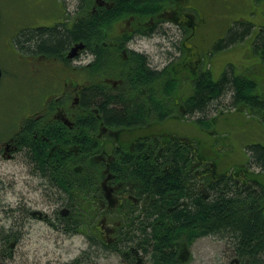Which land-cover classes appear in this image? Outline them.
Segmentation results:
<instances>
[{
  "label": "flooded vegetation",
  "instance_id": "obj_1",
  "mask_svg": "<svg viewBox=\"0 0 264 264\" xmlns=\"http://www.w3.org/2000/svg\"><path fill=\"white\" fill-rule=\"evenodd\" d=\"M49 1L62 14L58 12V18L48 23L39 18L36 23L29 21L26 32L70 29L84 16L80 7L86 0H71L70 10L64 0ZM188 1L164 0L162 12L145 21L127 14L109 24L107 19L104 40L73 39L65 51L48 52L28 46L21 53L13 43L17 35L11 39L14 63L22 64L32 97L28 103L25 100L24 114L12 118L0 114V165L13 164L10 174L0 168V204H4L0 215V264L189 262L193 245L189 243V229L180 230L177 238L166 245L151 229L155 223L166 222L161 214L186 205L188 198L198 194L207 197L208 186L215 181H208V166L203 160H192L185 120V103L189 102L193 80L204 69L203 56L189 44L204 17L195 7L191 10L200 15L189 11ZM29 2L33 4V0ZM116 2L91 0L87 12L94 18L103 13L105 18L106 10H112ZM35 13L43 15L39 10ZM174 27L179 33H173ZM156 36L164 38L160 43L166 46L162 55L159 50L156 54L137 46ZM25 37L20 39L21 44ZM78 44L83 46L75 48ZM99 47L104 49L98 51ZM98 52L107 53L105 63H98ZM135 55L144 61V70L139 73H135ZM160 56L165 58L162 62ZM166 68L164 81L160 82V73ZM173 81L174 93L161 98V92ZM97 92L122 96L125 101L117 109H126L130 104L131 112L123 121L105 115L96 96L86 99ZM32 149L35 153L45 151L44 161L52 160L55 168L65 167L71 175L67 178L75 182L69 190L59 189L61 178L49 176L39 153L36 156ZM179 149L185 153L180 183L169 192L174 205H167L164 211L156 190L160 174L154 175L152 183H146L131 163L151 160L153 168L160 172L163 165L162 171L167 173L172 165L166 157ZM22 168L26 170L25 185L31 191L39 190L43 197L42 208L31 204L37 199L17 188L15 178ZM10 191L15 200L6 202ZM78 236L84 239L83 245L75 243L76 250L64 251L67 241L74 242ZM230 264L243 263L234 258Z\"/></svg>",
  "mask_w": 264,
  "mask_h": 264
},
{
  "label": "trees",
  "instance_id": "obj_2",
  "mask_svg": "<svg viewBox=\"0 0 264 264\" xmlns=\"http://www.w3.org/2000/svg\"><path fill=\"white\" fill-rule=\"evenodd\" d=\"M255 1L260 3V0ZM262 1L264 3V0ZM90 2L86 0V4L80 7V13H83L84 16L72 28L60 30L44 28V30L40 29L43 31L32 32V34L22 29L13 43L21 53H24V49L28 48V46H32L33 49L43 48L48 52L52 50L65 51V48L73 39L85 40L86 42L94 39L97 41L104 40L106 36L104 23L107 19V24H109L110 21H113L118 16L127 14L134 15L136 19L145 21L162 12L165 6L164 0H117L112 10H106L105 19L103 18V13L96 18L93 15L90 17L91 14L87 12ZM202 2V0H189L186 3L190 6L189 11L195 15H200L199 13H201L204 17L203 24L189 41V44L195 48H192V50L201 53L203 56L202 65L204 69L193 80V89L189 95V102L185 103L187 110L185 120L189 125V144L191 143L194 151H192V160L194 161V157L197 158L196 160H203L208 166V181L211 182L214 179L215 181L214 184L208 187L209 193L207 197L198 194L188 198L186 205L181 206L172 213L161 214V217L166 222L160 225L155 223L151 229H154L156 239L158 238V241L165 243V245L172 242L173 237L177 238L180 230H190V244L198 237H215L224 241L230 247L232 254L239 258L243 264H264V185H262L263 175L260 174V171L264 170V143H248L246 145V154H241L239 161H236L233 165L230 164L227 169L219 172V168H221L219 166L220 158L216 153V146L219 147V144H216L214 140L221 142L223 146L230 145L232 148L235 140H239V136L232 138L226 132L220 133L218 129L210 128V122L216 121V116L212 115L210 111L221 106L225 99L229 97V106L236 108L238 111H244V116H257L264 123V94L257 89L258 82L256 77L246 70L243 71L244 73H237L235 71L236 65L230 62V59L225 61L222 71L217 76H214L211 66L206 67L204 63V57L210 52L213 53L211 58L213 60L212 67L216 72L213 64L216 59L222 56L217 52L224 51L231 46L234 48L238 44L241 45L240 43L243 41L249 42L252 51L260 55L264 61V22L262 21V24L256 25L245 18L235 20L223 31L220 37L209 39L207 31L204 29L206 18L202 11ZM192 7L199 9V13L194 9L191 10ZM123 9H126V11H122ZM106 29H108V26H106ZM24 35L26 37L21 44L20 39ZM103 49L104 47H99L97 50L102 51ZM229 52L231 53V51ZM227 54L228 52L224 56ZM105 55L107 57V53H97L98 63H105ZM135 63L137 65L135 73L141 72L142 69L144 70V61L141 56L135 55ZM257 69L260 73H264L263 66L257 65ZM167 70L168 68L160 73V82L164 81ZM174 83L175 81L172 82L173 85L170 87L169 84L167 85V88L161 92V98L166 97L167 94L171 96L174 93L171 89ZM101 95H103L102 98ZM92 97H95L103 111H106L105 115L107 116H113L115 119L123 121L125 114L131 112L132 108L128 103L126 109H117L125 101L122 96L109 97L97 92L88 94L86 99L89 100ZM110 105L114 108H111ZM216 110L219 113H224L222 106ZM224 117L226 122L233 120V118L240 119L237 113L235 117L230 114H226ZM118 120L116 122L120 123ZM203 126H206V129L210 130L209 132H212L211 135L214 137L210 146H207V141H202L200 135L195 134L196 132L201 134L204 131ZM191 127H194L195 131L192 132ZM218 137L221 139H218ZM32 150L36 156L39 153L42 166H45L49 176L55 175L61 178V185L56 184L59 189L61 191L65 190V192L67 189L69 190L75 182L67 178L68 176L71 177V175L65 170V167L64 169L62 166L55 168L52 165V160L44 161L46 157L45 151L39 150V152L35 153L36 149ZM184 155V150L180 149L171 151L168 154L166 159H169L172 166L167 173L162 171L165 170L163 165H160V172L153 168L150 165L151 160L145 159L132 161L134 163H131V165L135 166V171L142 176L146 183H152L154 175L160 174L156 190L159 193L164 211H166L167 205H174L173 198H171L169 192L171 189L178 187L180 183L179 171L181 169L180 164L182 165L184 162ZM257 167L260 169L259 171H255ZM221 175L225 176L222 177ZM162 233H165V236L162 237Z\"/></svg>",
  "mask_w": 264,
  "mask_h": 264
},
{
  "label": "rangeland",
  "instance_id": "obj_3",
  "mask_svg": "<svg viewBox=\"0 0 264 264\" xmlns=\"http://www.w3.org/2000/svg\"><path fill=\"white\" fill-rule=\"evenodd\" d=\"M58 1L59 3L63 2L62 0ZM202 1V11L206 18L204 29L207 31L209 39L220 37L223 34V31L226 30L235 20L245 18L256 25H260L264 22V3L262 0H260V3H257L255 0H252V2L251 0ZM64 3H68V9L70 10L71 0H64ZM35 10H39V12H42L43 15L41 16V14L35 13ZM58 12L62 14L59 8L56 5H53L49 0H33V4L30 3L29 0H0V66L4 71L0 85V114L4 117L24 114L25 100L26 103H28L31 101L30 98L32 97L30 93L32 90L29 89L27 81L23 76L22 66H20L21 64H16L11 61L13 58L11 59L12 53L9 51V44L12 39V35H15L17 30L24 28L27 22H35L37 18L41 19L40 22L46 21L44 23H48V21L58 18ZM54 15L55 17H53ZM170 31H172V29H170ZM174 32L179 33L178 29L175 27L173 33ZM163 40V37L156 36L152 39L142 40L139 42L140 44H137V46L147 48L151 52H156V54L157 50H159L160 55H162V53L166 50L165 45H160ZM240 44L241 45L238 44V46L236 45L234 48L231 46L230 48L224 50L225 52H217L222 56L216 59V62L213 64L215 65L216 72L214 68L211 67L213 74L214 76L220 74L225 61L230 59L229 61L236 65L235 71L237 73H244L243 71L246 70L248 73L250 72L252 76L256 77L258 82L257 89L264 94V73H260L257 69V65L264 67V61L260 55L252 51L249 42L243 41ZM229 51H231V53ZM227 52L228 54L224 56ZM212 54L213 53L210 52L204 57L206 67L213 63V60L211 59L213 57ZM160 58L161 62L165 59L163 56H160ZM229 101L230 97L225 99V101L221 104L223 107L222 111H224V113H219L216 110L217 108H221V106H218L210 111L212 115L216 116V121H219H211L210 128L218 129L220 133L226 132L232 138L239 136V140H235L232 148L230 145L223 146V144L221 145V142L214 140V137L211 135L212 132L210 133V130L208 131L206 126H203L204 131H202L201 134L197 132L195 133L201 136L202 141H207V146H210L213 140L216 144H219V147L216 146V153L220 158L219 166L221 168H219V172L227 169L230 164L233 165L236 161H239L241 154H246V145L248 143H264L263 121L260 118H257V116H244V111H238L236 108L229 106ZM32 102L35 105L38 103L37 100L34 99H32ZM236 113L240 117L239 120L233 118V120H228V122L225 121L224 116L226 114H230L232 117H235ZM190 119L194 121L192 118ZM191 131H195L194 127H191ZM218 139L221 138L218 137ZM12 165L13 164L3 162V164L0 165V168L5 172V174H10ZM16 168H19V166H16ZM258 170L260 169L257 167L255 171ZM260 172V174L263 175L262 181H264V170ZM25 175V168H22V171H18L15 178L17 188L33 199H37L35 202L32 201L31 204L35 207L42 208L44 204L40 201V199H43V197L40 195L39 190L36 191L33 189L34 191H31L29 186L25 185ZM6 189L9 190V187ZM6 196V202L8 200L13 201L16 197L11 191ZM3 206L4 204L1 203L0 215H3ZM36 235H38V231L36 232ZM83 242L84 239L80 236H78V239L74 242L67 241L64 245V251H66L67 248H73L76 250L75 243L79 244L81 247ZM231 252L230 247L224 241L211 236H203L193 243L191 247V254L189 256V262L187 264H230L231 260L234 258ZM101 264H105V261L102 260ZM114 264H118L117 261L114 262Z\"/></svg>",
  "mask_w": 264,
  "mask_h": 264
},
{
  "label": "water",
  "instance_id": "obj_4",
  "mask_svg": "<svg viewBox=\"0 0 264 264\" xmlns=\"http://www.w3.org/2000/svg\"><path fill=\"white\" fill-rule=\"evenodd\" d=\"M0 20H1V13H0ZM82 46H83V44H78V45H76L75 48H79V47H82ZM1 78H2V68L0 66V83H1Z\"/></svg>",
  "mask_w": 264,
  "mask_h": 264
}]
</instances>
